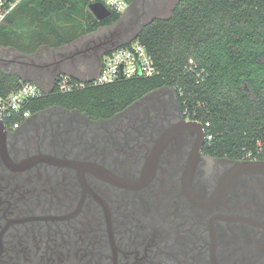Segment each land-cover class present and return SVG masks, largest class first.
<instances>
[{"label": "flooded vegetation", "instance_id": "1", "mask_svg": "<svg viewBox=\"0 0 264 264\" xmlns=\"http://www.w3.org/2000/svg\"><path fill=\"white\" fill-rule=\"evenodd\" d=\"M171 1L135 0L128 20L52 58H89L97 74L146 7ZM9 63L32 81L45 76L36 67L55 80V61ZM196 122L171 87L106 118L61 105L17 127L0 117V264H264V174L241 177L217 207L197 205L190 187L209 196L241 160L208 152Z\"/></svg>", "mask_w": 264, "mask_h": 264}, {"label": "trees", "instance_id": "2", "mask_svg": "<svg viewBox=\"0 0 264 264\" xmlns=\"http://www.w3.org/2000/svg\"><path fill=\"white\" fill-rule=\"evenodd\" d=\"M94 1L25 0L0 24V45L16 39L24 47L50 35L62 45L121 18L113 11L97 19L89 9ZM136 39L153 56L159 74L67 93L53 87L29 108L37 112L61 105L106 118L155 89L176 87L182 111L210 123L208 152L236 160L264 159V0H179L168 17L142 25ZM24 80L0 68L2 94Z\"/></svg>", "mask_w": 264, "mask_h": 264}, {"label": "built area", "instance_id": "3", "mask_svg": "<svg viewBox=\"0 0 264 264\" xmlns=\"http://www.w3.org/2000/svg\"><path fill=\"white\" fill-rule=\"evenodd\" d=\"M25 0H0V24H3L19 4ZM111 12L124 14L129 8L128 0H99ZM160 70L147 47L137 39L127 41L107 50L99 72L87 79L74 78L69 74L57 77L54 87L61 93L73 92L85 88L87 85L114 83L123 79L146 78L159 74ZM200 76V73H198ZM176 88V87H175ZM174 90L177 92V90ZM45 90L36 82L24 80L21 85L9 92H0V117L7 120L11 127H17L27 120L33 111L29 106L44 94ZM179 92L182 93L180 90ZM186 116L193 118L188 110L183 111ZM13 120V121H12ZM198 122H202L196 119ZM203 123V122H202ZM204 124V123H203ZM210 123L206 122V129ZM212 133L206 129L205 140H212Z\"/></svg>", "mask_w": 264, "mask_h": 264}, {"label": "rangeland", "instance_id": "4", "mask_svg": "<svg viewBox=\"0 0 264 264\" xmlns=\"http://www.w3.org/2000/svg\"><path fill=\"white\" fill-rule=\"evenodd\" d=\"M177 0H172L170 4L167 7H162L161 9H155V8H150L146 7L147 13L143 15L141 21H140V26L148 23L155 17H168L176 5ZM90 6V5H89ZM90 9V8H89ZM92 12V11H91ZM133 14V10L126 11L124 13L125 20H128ZM113 30V27H103L101 28V31L98 33H103L107 32L108 30ZM139 30V29H138ZM90 35L88 33H79L74 39L71 41L64 43L62 45H57V38L55 36H49L47 38V41L44 42H38L37 40H33L34 43L24 46V47H19L16 45V43H19L20 40H14V44L8 45V46H0V54L3 56L4 64L0 63V68L6 69L7 71L17 74L23 78H27L31 80V78L28 75L23 74V72L16 70L11 66L9 62L12 60H29L34 59V61L37 64H50L51 62L55 61V64H58L56 67V73L58 76L63 74L64 72L80 76L81 78L87 79L92 76H95L96 74V69L97 68H92L91 66V60L89 58H84L81 59L79 57L75 58H65L64 55L60 56L57 55V58H52V53H58L59 51H67L68 46L70 44L77 42L79 45L83 44L86 40H88ZM131 38L121 40L120 43H125L127 41H130ZM51 56V57H50ZM81 61V64L79 62ZM77 66V68H76ZM54 67V66H53ZM35 72L37 74H42L45 75L43 78L39 79L37 78L34 80V82L38 83L45 91H48L49 89L53 88V84L50 82V73L47 71L46 68L42 69L40 67L35 68ZM65 74V73H64ZM57 76V77H58Z\"/></svg>", "mask_w": 264, "mask_h": 264}, {"label": "water", "instance_id": "5", "mask_svg": "<svg viewBox=\"0 0 264 264\" xmlns=\"http://www.w3.org/2000/svg\"><path fill=\"white\" fill-rule=\"evenodd\" d=\"M135 0L130 4L131 6L134 4ZM90 10L94 14V16L99 19H105L106 17L111 15V10H109L106 5L97 0L92 3H90L89 6ZM141 28V27H140ZM139 28V29H140ZM139 30H137L131 37V40H134L137 38ZM120 44L119 41L115 42L109 49L114 48ZM203 133V136L205 137L206 131L203 130L204 125L200 122H196ZM205 129V128H204ZM197 158H195L194 161H192L193 165L195 164ZM152 170L155 169L153 166L151 168ZM151 170V172H152ZM149 171V170H148ZM147 173V172H146ZM258 174H264V160H241L236 161L232 164V166L224 173V175L219 180L215 190L209 195V196H202L193 190V188L190 187V193L192 200L199 206L205 207V208H214L219 206L224 199L228 196V194L231 192L233 187L235 186L236 182L243 176L247 175H258ZM152 177V174H147L136 181H126L128 184L136 186L140 185L143 180L146 182L149 181V179Z\"/></svg>", "mask_w": 264, "mask_h": 264}, {"label": "crops", "instance_id": "6", "mask_svg": "<svg viewBox=\"0 0 264 264\" xmlns=\"http://www.w3.org/2000/svg\"><path fill=\"white\" fill-rule=\"evenodd\" d=\"M120 44H122V43H120ZM1 47L3 46V45H0ZM109 50V49H108ZM65 58H70V55H67V56H65ZM72 58V57H71ZM3 61V56L0 54V63ZM81 64V63H80ZM76 68H77V66H76ZM65 74H69V75H73V74H70V73H67V72H64ZM63 73V74H64ZM56 75H57V73H56ZM73 76H76V75H73ZM78 77V76H77ZM80 77V76H79ZM23 78V77H22ZM23 79H27V78H23ZM27 80H29V79H27ZM56 80H57V77H56ZM56 80H54L53 82H51V84H53V87H54V85H55V82H56ZM29 81H32V80H29ZM34 82V81H33Z\"/></svg>", "mask_w": 264, "mask_h": 264}]
</instances>
